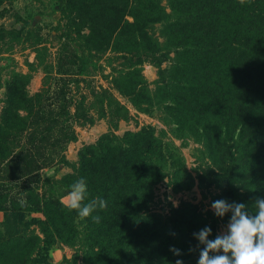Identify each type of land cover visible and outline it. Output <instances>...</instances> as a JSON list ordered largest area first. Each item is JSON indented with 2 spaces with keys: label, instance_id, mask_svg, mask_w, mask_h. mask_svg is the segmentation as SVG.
<instances>
[{
  "label": "rangeland",
  "instance_id": "rangeland-1",
  "mask_svg": "<svg viewBox=\"0 0 264 264\" xmlns=\"http://www.w3.org/2000/svg\"><path fill=\"white\" fill-rule=\"evenodd\" d=\"M158 1L165 14L145 0H0V138L15 114L30 118L24 100L37 93L48 110L70 111L76 132L59 163L13 182L22 198L0 210V264H197L193 234L209 227L213 240L231 216L213 202L254 214L264 198V53L237 39L257 37L245 18L264 0L216 2L225 14L208 6L210 22L221 19L213 32L169 27L180 14ZM82 159L88 199L107 201L99 223L67 208Z\"/></svg>",
  "mask_w": 264,
  "mask_h": 264
},
{
  "label": "trees",
  "instance_id": "trees-1",
  "mask_svg": "<svg viewBox=\"0 0 264 264\" xmlns=\"http://www.w3.org/2000/svg\"><path fill=\"white\" fill-rule=\"evenodd\" d=\"M200 0H173L170 8L172 11L180 14L178 20L170 22L168 26L179 27L180 30L188 28L189 30L201 29L200 31H206V29H211L213 32L215 26L220 22V17L216 18V21L210 22L208 14L212 6V11L219 12L222 14L224 9V14L226 13L224 3L218 6H214L217 2L221 3L222 0H202L203 3L207 5L206 8H194L192 7L195 2ZM146 10H153L155 14H165L164 8L160 5L158 0H145ZM247 8V6H245ZM188 10V11H187ZM249 13V8H247ZM134 21L127 24L130 26L136 25L139 20L133 17ZM245 22L250 25L249 27L255 32L257 37H252L249 40V37H243L244 39H239L240 43H244V50L247 55L250 54H260L264 53V12L257 13V15H247ZM254 26V28H253ZM214 29V30H213ZM201 38V36H198ZM258 63V62H257ZM258 65H261L258 63ZM70 89V88H68ZM98 92V91H94ZM103 92H106L103 90ZM56 98L53 97L54 103L56 99L59 100L60 104H63V100L66 101L65 92L63 88H60L58 91H55ZM112 98V96H111ZM43 97L41 94L37 93L35 96L24 100L25 108L28 109L30 118L23 119L21 116L15 114L10 122L11 126H15V131L13 133H6L4 137L0 138V189L7 190L6 193L0 196V210L11 211V207L18 205L22 197L11 196L9 189L12 187L13 182L20 178L32 179L33 182L35 178H38L36 174L41 167H49L55 163H59L63 159V152L66 149V146L71 141L76 139V132L71 123L68 122L70 111L65 112H55L53 109L48 110L47 105L43 103ZM62 99V101H60ZM68 101V100H67ZM118 107V112L114 113L120 118H123L127 114V110L122 107L120 104L116 105ZM64 109V106H63ZM226 112V131L229 126V122L232 120V112L230 109H225ZM230 114V115H229ZM59 116H64L63 119H58ZM114 117V115H112ZM89 123H93L92 118H87ZM2 124L6 127L7 122L4 120ZM244 130L240 128L238 136L243 134ZM24 134V135H23ZM136 137V134H133ZM256 138L258 135L256 131L249 134V137ZM10 139V140H8ZM248 140L245 138L244 141ZM15 148V149H14ZM264 148V147H263ZM241 152H248L247 149L242 150ZM82 166L80 168L82 171L79 172V175L83 176L87 185L93 182L90 177V171L87 168L89 160L82 159ZM86 167V168H85ZM72 179V178H68ZM67 183H64V187H68ZM65 191H63L64 194ZM23 198H29L28 195ZM51 201V199H49ZM48 201V200H47ZM52 203V201L50 202ZM56 203V202H55ZM10 208V209H9ZM47 217V215H46ZM50 217V216H48Z\"/></svg>",
  "mask_w": 264,
  "mask_h": 264
},
{
  "label": "clouds",
  "instance_id": "clouds-1",
  "mask_svg": "<svg viewBox=\"0 0 264 264\" xmlns=\"http://www.w3.org/2000/svg\"><path fill=\"white\" fill-rule=\"evenodd\" d=\"M244 5L250 0H238ZM69 211H76L80 219L91 217L94 223H99L101 217L94 212L107 208V201L102 198L88 199L89 191L85 178L81 177L69 186ZM21 205L26 201H21ZM217 217L231 213L226 225V231L215 239H208L211 229L205 227L193 235L204 247L199 252L197 264H264V198H257L254 204V214L246 210L243 203H229L224 199L216 200L211 205ZM175 255L180 251L170 248ZM212 253V255H210ZM222 253V254H217ZM175 264H183L176 260Z\"/></svg>",
  "mask_w": 264,
  "mask_h": 264
}]
</instances>
